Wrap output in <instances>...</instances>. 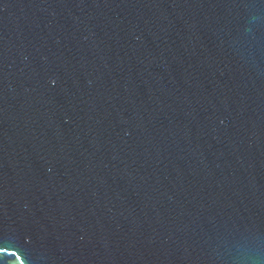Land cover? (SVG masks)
<instances>
[{
	"label": "water",
	"instance_id": "1",
	"mask_svg": "<svg viewBox=\"0 0 264 264\" xmlns=\"http://www.w3.org/2000/svg\"><path fill=\"white\" fill-rule=\"evenodd\" d=\"M0 264H264V0H0Z\"/></svg>",
	"mask_w": 264,
	"mask_h": 264
}]
</instances>
